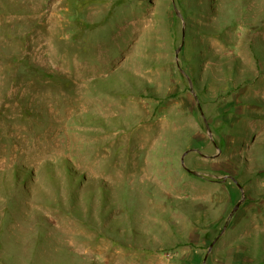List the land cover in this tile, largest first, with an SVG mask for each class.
<instances>
[{
  "label": "rangeland",
  "instance_id": "rangeland-1",
  "mask_svg": "<svg viewBox=\"0 0 264 264\" xmlns=\"http://www.w3.org/2000/svg\"><path fill=\"white\" fill-rule=\"evenodd\" d=\"M263 229L264 0H0V264H264Z\"/></svg>",
  "mask_w": 264,
  "mask_h": 264
},
{
  "label": "bare ground",
  "instance_id": "bare-ground-1",
  "mask_svg": "<svg viewBox=\"0 0 264 264\" xmlns=\"http://www.w3.org/2000/svg\"><path fill=\"white\" fill-rule=\"evenodd\" d=\"M228 110V109H227ZM230 110V109H229ZM224 112V111H223ZM221 115V114H220ZM188 194V193H187ZM153 203V202H152ZM152 208V207H151ZM260 209V208H259ZM156 219H157V217H156ZM154 222H156V221H154ZM213 228H214V226H213ZM264 230V229H263ZM201 248V247H200Z\"/></svg>",
  "mask_w": 264,
  "mask_h": 264
}]
</instances>
